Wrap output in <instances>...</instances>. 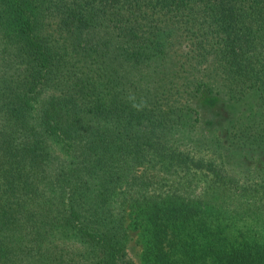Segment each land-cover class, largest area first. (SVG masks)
<instances>
[{
  "label": "trees",
  "instance_id": "1",
  "mask_svg": "<svg viewBox=\"0 0 264 264\" xmlns=\"http://www.w3.org/2000/svg\"><path fill=\"white\" fill-rule=\"evenodd\" d=\"M264 264V0H0V264Z\"/></svg>",
  "mask_w": 264,
  "mask_h": 264
},
{
  "label": "rangeland",
  "instance_id": "2",
  "mask_svg": "<svg viewBox=\"0 0 264 264\" xmlns=\"http://www.w3.org/2000/svg\"><path fill=\"white\" fill-rule=\"evenodd\" d=\"M131 250H132V254L134 255V257H136L143 264V261L141 258L140 244L135 239L133 240V243L131 245Z\"/></svg>",
  "mask_w": 264,
  "mask_h": 264
}]
</instances>
